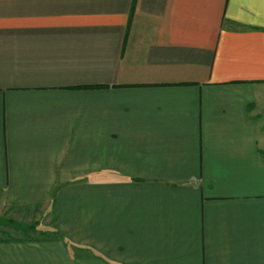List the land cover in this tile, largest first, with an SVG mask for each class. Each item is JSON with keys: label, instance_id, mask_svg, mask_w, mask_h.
I'll return each instance as SVG.
<instances>
[{"label": "crops", "instance_id": "crops-1", "mask_svg": "<svg viewBox=\"0 0 264 264\" xmlns=\"http://www.w3.org/2000/svg\"><path fill=\"white\" fill-rule=\"evenodd\" d=\"M0 264H264V0H0Z\"/></svg>", "mask_w": 264, "mask_h": 264}]
</instances>
